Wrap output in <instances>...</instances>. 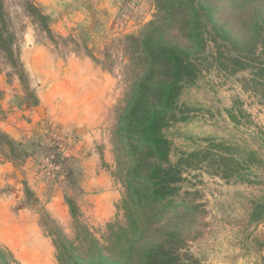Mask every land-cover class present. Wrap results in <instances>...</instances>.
Listing matches in <instances>:
<instances>
[{"label":"rangeland","instance_id":"374dc122","mask_svg":"<svg viewBox=\"0 0 264 264\" xmlns=\"http://www.w3.org/2000/svg\"><path fill=\"white\" fill-rule=\"evenodd\" d=\"M229 3L234 17L264 13V0ZM0 4V247L12 264H64L66 255L85 257L94 242L118 259L129 220L128 164L116 129L141 72L131 39L156 19L157 0H146V19L129 31L109 30L104 19L62 28L36 0ZM250 78L251 69L206 64L181 91L185 118L165 131L174 162L212 144L238 162L182 166L177 206L161 224L184 228L179 252L190 264L257 263L244 242L264 227L251 218L264 203V81Z\"/></svg>","mask_w":264,"mask_h":264},{"label":"trees","instance_id":"16d2710c","mask_svg":"<svg viewBox=\"0 0 264 264\" xmlns=\"http://www.w3.org/2000/svg\"><path fill=\"white\" fill-rule=\"evenodd\" d=\"M157 4L156 19L131 39L139 52L136 59L141 72L116 129L118 149L128 164L123 200L129 220L125 244L118 259L105 254L94 242L85 257L62 253L64 264H190L179 252L185 241L184 228L180 224L169 228L161 224L167 212L177 206L174 198L184 178L182 166L200 161L227 168L238 163L230 149H219L218 144L184 152L174 162L172 141L165 131L185 118L179 112L181 91L206 64L232 73L251 69L249 81H264V13L234 17L228 12L229 0H157ZM30 11L46 17L36 5H31ZM45 30L52 32L47 24ZM210 44L213 50L208 55ZM8 142L13 140L8 138ZM248 155L256 154L249 151ZM69 205L77 216V206L71 201ZM153 218L157 227L148 231ZM251 218L254 222L264 220V203L255 205ZM249 241L258 250L257 237L252 235ZM65 247L64 242L59 243L60 249L66 251ZM0 264H12L2 247Z\"/></svg>","mask_w":264,"mask_h":264},{"label":"crops","instance_id":"0c3cea01","mask_svg":"<svg viewBox=\"0 0 264 264\" xmlns=\"http://www.w3.org/2000/svg\"><path fill=\"white\" fill-rule=\"evenodd\" d=\"M45 8L50 19L62 28L77 24H97L104 19L109 30L125 29L129 31L143 21L147 11L146 0H36ZM99 22V23H100ZM89 63L88 60H86ZM75 96V95H74ZM87 96V95H86ZM9 132V131H8ZM256 235L258 250L251 246L249 254L256 256V264H264V227ZM245 243V242H244ZM252 256V255H251ZM254 264V263H252Z\"/></svg>","mask_w":264,"mask_h":264},{"label":"water","instance_id":"95a60500","mask_svg":"<svg viewBox=\"0 0 264 264\" xmlns=\"http://www.w3.org/2000/svg\"><path fill=\"white\" fill-rule=\"evenodd\" d=\"M261 223H264V220H260V221L255 222V225L261 224ZM250 235H251V232L248 233V235H247V237L245 239V245H246L247 248H250L251 247L250 246V243H249Z\"/></svg>","mask_w":264,"mask_h":264}]
</instances>
